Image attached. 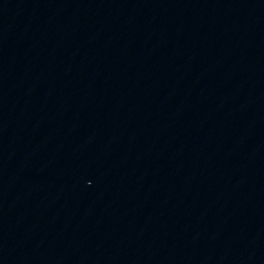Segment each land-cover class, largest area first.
Masks as SVG:
<instances>
[{"label": "water", "instance_id": "1", "mask_svg": "<svg viewBox=\"0 0 264 264\" xmlns=\"http://www.w3.org/2000/svg\"><path fill=\"white\" fill-rule=\"evenodd\" d=\"M0 264H264V238L143 123L0 34Z\"/></svg>", "mask_w": 264, "mask_h": 264}]
</instances>
